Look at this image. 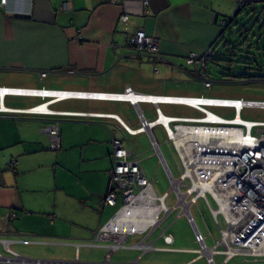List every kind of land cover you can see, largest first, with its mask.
<instances>
[{"label": "crops", "instance_id": "1", "mask_svg": "<svg viewBox=\"0 0 264 264\" xmlns=\"http://www.w3.org/2000/svg\"><path fill=\"white\" fill-rule=\"evenodd\" d=\"M236 7L235 0H7L5 9H0V87L108 93H122L130 87L141 94L219 97L211 92L212 86H202L198 68L187 65L186 56L213 49ZM123 9L131 11L128 23L117 24ZM138 28L158 39V58L138 55L128 45V35ZM260 37L259 59L264 67V35ZM145 60L158 65L153 76L172 85L129 82L122 69L152 75L145 73L150 67ZM111 72L116 73L109 79ZM194 84L198 87L186 90ZM47 101L0 97V107L17 110L0 112V264H104L106 257L110 264H206L205 257L196 252L193 228L180 209L177 218H185L177 229L170 230L173 221L161 227L177 207L161 217L159 227L127 236L123 246L113 251L108 242L94 243V233L121 206L119 197L114 206L101 202L109 188L111 138L121 137L122 132L113 118L19 112ZM46 105L54 111L114 114L130 128L138 127L135 107L124 101L69 98ZM163 105L181 107V114L171 116L197 115L189 107ZM255 111L261 115L255 120H264V110ZM220 114L231 117L233 111L222 109ZM49 117L59 120V153H50L54 150L48 135L41 131ZM71 148H81L82 160L66 168L62 156ZM128 149L147 179L156 181L160 169L166 173L158 158L155 174L146 171L139 154ZM12 211L16 217L6 220ZM162 230L172 236L170 244L164 243ZM140 241L152 249L143 250L137 246ZM223 258L214 256L216 264H264V259L242 255L225 262Z\"/></svg>", "mask_w": 264, "mask_h": 264}, {"label": "built area", "instance_id": "2", "mask_svg": "<svg viewBox=\"0 0 264 264\" xmlns=\"http://www.w3.org/2000/svg\"><path fill=\"white\" fill-rule=\"evenodd\" d=\"M116 1L110 0L111 3ZM235 1L242 7L264 3V0ZM6 4L7 0H0V9H5ZM130 14V10L123 9L117 24L128 23ZM127 43L138 55L158 58V39L147 35L141 28L128 35ZM212 53L209 48L202 54L189 52L186 56V64L199 69L205 89L213 84V80L207 77L206 69ZM45 75L44 72L40 73L41 77ZM6 95L49 99L31 108L19 110L23 113L45 117L93 116L113 118L118 122L122 136L111 138L109 188L101 203L103 206H114L119 197L121 206L94 233V243L108 242V249L113 251L123 246L127 236L142 234L159 227L161 217L177 207L193 228L194 239L198 244L196 252L205 257L206 264H216L215 255H223L224 262L237 255L264 259V120L241 116L244 110H264V99L152 95L135 92L130 87L122 93L0 87V97ZM69 98L127 102L136 109L138 127L130 128L114 114L54 111L46 105L48 102ZM142 103L153 106V120L145 117L140 107ZM163 104L189 107L197 115H166L160 109ZM211 108L231 109L233 116H225ZM14 111L17 112L0 107V112ZM157 126L163 129L166 142L172 146L177 158L179 174L176 178L173 177L153 134V129ZM41 131L48 135L50 149L59 150L61 142L58 118L49 117L45 120ZM139 133L148 135L160 165L166 170L171 190L175 193L176 202L172 207L166 203L169 192L158 195L154 190V181L147 179L138 160L131 158V152L126 145L129 143L127 137ZM199 198L204 200L219 234L212 246H207L190 213V207ZM9 217H16V213L10 212L6 220ZM161 236L165 244L172 242V236L165 234V230L161 231ZM137 246L143 250L152 249L151 244L143 241ZM7 250L17 257L16 253ZM104 264H110L108 257Z\"/></svg>", "mask_w": 264, "mask_h": 264}, {"label": "rangeland", "instance_id": "3", "mask_svg": "<svg viewBox=\"0 0 264 264\" xmlns=\"http://www.w3.org/2000/svg\"><path fill=\"white\" fill-rule=\"evenodd\" d=\"M238 10L239 7H236V10L231 13L232 15L227 20L223 35L224 41H231L233 45L224 46V42L218 41V43L212 49L214 52L213 60L209 61L207 65V70L210 73V76L214 79L210 90L211 92L213 90L214 94H221L219 97H222L223 95L225 97L230 96L231 98L242 97L251 99H264V70H260L258 66L252 61V57L257 56L258 53L255 44L259 41V33L264 29V3H255L253 5L246 6L241 11ZM233 17L236 18V21L230 23L229 21ZM248 45H252L253 48L248 49ZM248 51H251V54L253 55H250ZM144 64H150V67L147 68L149 71L145 69V73L152 74L150 77L142 75L138 70L129 68L122 69L129 82H135L136 84H139V86L154 85L160 87L170 83L169 81H162L163 78L161 79L157 75L153 76L154 72H156L158 69V65H153L152 62L149 63L146 60L144 61ZM155 67L156 70H154ZM228 72H232L233 75L245 73L248 78L247 80H243L239 77L232 76L231 80H227L228 77H224L223 75ZM115 73L116 72H111L108 78L110 79L113 77ZM133 77H135V79H133ZM181 82L177 81L179 85ZM170 85L172 84L170 83ZM197 87L198 85L194 84L189 86L186 90L191 91ZM141 107L144 110L145 116L148 120L155 118L153 106L151 108L149 105L141 104ZM180 108L181 107L160 105L161 111L170 115L181 114L182 112L180 111ZM211 110L217 113H222V108H211ZM241 116L243 118L253 120L261 118L259 112H256L255 110H244L241 113ZM153 134L159 144L160 150L172 172L173 177H178L179 170L177 168V158L174 154L172 146L166 142L163 129L160 126H157L153 129ZM128 138V147H131L132 151H135L139 154L141 161H143L142 166L146 171H148V169L151 171L154 170V172L152 171L154 175L158 156L152 149L148 136L144 133H141L134 136H129ZM59 152L60 151H51L50 153ZM65 153L66 154L62 156V160L66 165V168L72 167V165L76 164L77 161L78 164L82 160L80 159L81 148H71ZM154 179L156 180L153 182L155 192L157 194H161L164 191H168L169 194L166 199V203L168 206L174 205L175 193L171 190V182L165 171L160 169L156 173ZM117 205L119 206V203ZM178 213L179 208H175L171 212L170 216L165 219L166 221L162 222L161 227L166 226L167 223H169L168 221H173L171 223L170 230L174 231V229H177L179 227L180 221L185 218L184 216H179L177 218ZM190 213L193 216L196 226L205 236V242L207 246H211L215 240L218 239L219 234L212 223L211 217L209 216L205 205L203 204L202 198L198 199L196 204H193L190 207ZM174 218L176 219L174 220ZM158 232L159 231H155L154 234H157ZM216 259L218 260L217 257Z\"/></svg>", "mask_w": 264, "mask_h": 264}, {"label": "trees", "instance_id": "4", "mask_svg": "<svg viewBox=\"0 0 264 264\" xmlns=\"http://www.w3.org/2000/svg\"><path fill=\"white\" fill-rule=\"evenodd\" d=\"M243 8H245V6L244 7H242V6H239V10L238 11H241ZM236 21V18L235 17H233L229 22L230 23H233V22H235ZM226 24H227V22H226ZM225 24V25H226ZM224 25V26H225ZM261 35H264V29H263V31L261 32L260 31V33H259V39L261 38L260 36ZM221 40H223V44H224V46H227V45H233L232 44V42L231 41H224V37H223V35H220V39H219V41H221ZM246 41V40H245ZM256 47H257V51H258V53H257V56H253L252 57V61H253V63L254 64H256L257 66H258V68L260 69V70H264V67L262 66V64H261V62H260V59H259V46H258V42H256ZM251 48H253V46L252 45H248V49H251ZM213 52V51H212ZM249 52V54L250 55H253V54H251V51H248ZM213 54H214V52L212 53V56H211V58L207 61V63H206V65H208V62L209 61H212L213 60ZM206 69H207V66H206ZM198 72H200L199 71V69H198ZM208 73V72H207ZM210 74V73H209ZM199 75H200V73H199ZM224 77H229V78H231L232 76H234V77H239V78H241V79H246L247 80V76H246V74L245 73H240V74H235V75H233V73L232 72H228V73H225L224 75H223ZM210 78L212 79V80H214L211 76H210Z\"/></svg>", "mask_w": 264, "mask_h": 264}, {"label": "water", "instance_id": "5", "mask_svg": "<svg viewBox=\"0 0 264 264\" xmlns=\"http://www.w3.org/2000/svg\"><path fill=\"white\" fill-rule=\"evenodd\" d=\"M224 29H225V27L223 28V31H224ZM223 31H222V32H223Z\"/></svg>", "mask_w": 264, "mask_h": 264}]
</instances>
